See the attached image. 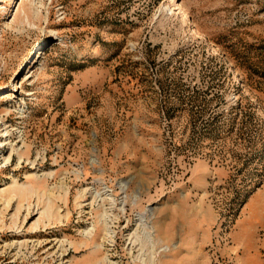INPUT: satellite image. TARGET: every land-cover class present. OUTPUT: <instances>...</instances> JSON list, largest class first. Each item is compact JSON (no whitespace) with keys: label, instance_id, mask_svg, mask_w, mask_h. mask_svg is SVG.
Returning <instances> with one entry per match:
<instances>
[{"label":"rangeland","instance_id":"1","mask_svg":"<svg viewBox=\"0 0 264 264\" xmlns=\"http://www.w3.org/2000/svg\"><path fill=\"white\" fill-rule=\"evenodd\" d=\"M1 123L0 264H264V0H0Z\"/></svg>","mask_w":264,"mask_h":264},{"label":"bare ground","instance_id":"2","mask_svg":"<svg viewBox=\"0 0 264 264\" xmlns=\"http://www.w3.org/2000/svg\"><path fill=\"white\" fill-rule=\"evenodd\" d=\"M34 6V5H33ZM35 8V7H34ZM179 8H180V11H181V13H182V15L181 16H185V11H184V9L181 7V6H179ZM34 10V9H33ZM38 10V9H37ZM34 12L35 13H38L37 11H35L34 10ZM38 44H40V43H38ZM27 67V66H26ZM14 90V85H13V87H12V89H10V91H13ZM0 126H2V128H0V133L1 134H6L7 135V133L6 132H8V129H7V126H4V123H1L0 124ZM9 133V132H8ZM4 134V135H5ZM11 142V141H10ZM15 142V141H14ZM17 144H11L10 143V152H9V154L7 155V156H5L4 158V160H8L9 158H10V156H11V152H15L16 154H17V156H18V158L19 159H21L22 158V153H25L26 152V150H23V151H21V148H22V146L23 145H18V146H16ZM35 159V158H34ZM124 207H125V200H123L122 201V203H121V209H124ZM153 212V211H152ZM152 212H151V214H150V217H151V215H152ZM140 216V222L142 223V225H143V230H142V232H143V234H144V237H145V239L147 240V241H149L151 244H152V236H151V234H152V230L151 229H148V224H147V221L145 220V216L144 215H139ZM153 216V215H152ZM105 224V226H104V229H105V233H107V234H109L110 235V233L112 232L111 231V229H110V226L107 224V223H104ZM92 229H93V226H91L87 231H86V234H90L91 232H92ZM136 237H139V236H137V233H136ZM138 239V238H137ZM102 244H96V247H98V246H101ZM153 247V246H152ZM139 259L142 261V262H145V257L143 256V255H141V256H139ZM151 264H153V260H152V262H151Z\"/></svg>","mask_w":264,"mask_h":264}]
</instances>
